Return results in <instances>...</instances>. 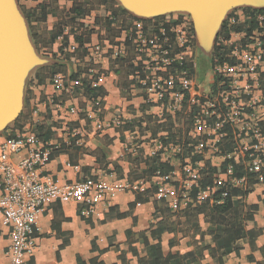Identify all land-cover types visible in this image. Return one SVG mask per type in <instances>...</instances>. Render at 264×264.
Wrapping results in <instances>:
<instances>
[{"label": "crops", "instance_id": "obj_1", "mask_svg": "<svg viewBox=\"0 0 264 264\" xmlns=\"http://www.w3.org/2000/svg\"><path fill=\"white\" fill-rule=\"evenodd\" d=\"M43 1L47 0H24V4L32 7ZM56 2L64 10L71 6V0ZM116 4L119 5L117 2ZM234 10L228 12L224 21ZM126 13L113 17L107 11L101 16L96 7L84 17L81 22L90 30L89 39L82 44L84 56L73 61L69 60V56L76 55L77 50L70 51V46L76 44L72 35H69V42L63 47V55L59 49L67 28L47 51H43L36 45L26 19L33 46L37 55L45 62L35 65L28 72L23 86V105L13 121L17 123L15 128L5 132L10 123L0 132V149L17 129L23 128L34 133L37 130L42 143L51 149L48 162L40 170L42 177L59 183H70L111 174L129 182H143L145 190L139 193H119L114 198L95 205L94 210L88 214L82 213L87 208L82 202H52L46 205L33 229L35 251L25 257L22 264H115L119 263V259H122L123 264H140V258L145 264V259L155 256L158 245L163 255L169 251L175 252L185 246L186 239L180 235L161 231L158 240L144 234L161 216L158 212L154 213L152 199H156L154 192L152 194L149 189L150 184L142 179H135L139 168L145 167L143 162L138 167L136 159L140 156L157 155L161 161L168 160L172 166L170 172L174 174L173 179L178 181L182 177L181 153L175 152L173 146L192 148L196 160L193 162L194 167L204 168L205 162L214 167L223 163L224 158L214 154L206 146L204 150H198V144L203 138L192 129L188 108L176 114H167L158 106L145 102V90L135 75L140 72V66L144 62H138L139 58L125 40V31L135 18ZM106 18L108 26L105 25ZM96 20L100 24H96ZM57 22L56 16L49 15L44 25L40 28L34 26V29L39 32L49 30ZM76 32L79 33V30ZM94 44L101 46L102 55L91 61L86 58V48ZM114 51L119 53L118 57L112 55ZM211 56L212 51L206 54L197 46L193 31L192 49L187 62L193 84L203 92L208 89L212 80ZM191 62L194 63L192 67ZM88 67H94L104 76L97 95L100 107L95 110L103 123L100 129L85 115L92 109V98L87 96L84 88L76 87L68 93L57 90L51 83L52 75L58 73L70 80L80 78L86 85L88 79L85 72ZM43 78L46 79L45 83H38V79ZM258 86L264 97V74L259 76ZM73 106L80 108L83 113L70 114L68 109ZM168 115L170 118H167ZM114 118L121 119L122 125L116 127L112 123ZM222 148H230V145L225 144ZM232 156L234 163L238 165L237 170L243 171L242 155L237 153ZM184 161L190 162V157H185ZM219 177L226 180L224 174H219ZM157 180L154 176V183ZM137 194L145 197L152 195V199L139 204L135 200ZM247 203L258 205L254 221L248 229L260 233L254 247L249 245L247 238L240 239L237 242L238 253H229L224 258V264H264V254L260 251V247L264 245V182H255ZM9 231V227L0 225V264H8L5 250L9 243ZM145 236L147 245L143 241ZM170 240L176 241L177 245L170 248ZM206 241L210 242L211 237H206Z\"/></svg>", "mask_w": 264, "mask_h": 264}, {"label": "built area", "instance_id": "obj_2", "mask_svg": "<svg viewBox=\"0 0 264 264\" xmlns=\"http://www.w3.org/2000/svg\"><path fill=\"white\" fill-rule=\"evenodd\" d=\"M242 9H235L225 20L228 37L222 44L226 52L222 60L213 63L212 80L205 92L193 84L187 62L193 41L187 15L170 14L173 16L157 23L135 19L125 31V40L139 58L138 62H144L140 66L141 73L135 75L145 90V102L158 106L167 114L188 108L191 127L203 138L198 150H204L206 146L223 157V162L233 160L232 154L240 153L247 173L252 174L256 182L263 183L264 97L258 82L259 76L264 74V10L247 12ZM76 48L77 45L72 44L70 51L74 52ZM101 55L99 44L87 46L88 60L98 59ZM112 55L118 57L119 53L114 51ZM193 65L191 62V67ZM85 76L88 79L86 85L80 78L70 80L58 73L52 75L51 83L57 90L70 93L76 87L97 89L104 81V76L94 67H88ZM90 105L92 109L85 115L100 129L103 123L95 112L100 107V98L93 97ZM68 112L73 115L83 113L74 106ZM112 123L119 127L122 120L114 118ZM225 144L230 145V151L222 152ZM183 147L172 148L181 153ZM50 151V147L30 130L16 132L1 146L0 225L10 228L5 250L8 264H22L24 258L35 251L33 229L46 205L82 202L87 207L82 213L88 214L95 205L119 193L145 190L143 182H129L111 174L70 183L42 177L40 170L48 162ZM194 165L190 162L181 165V176L184 177V190L181 191L171 183L173 172L162 175L157 172L155 199H168L173 209L186 206L188 190L197 183L198 172L202 169ZM232 172L233 167L228 164L224 173L226 180L242 186L244 179L233 177ZM216 180L222 181L219 176ZM208 195V188L197 192L199 201Z\"/></svg>", "mask_w": 264, "mask_h": 264}, {"label": "trees", "instance_id": "obj_3", "mask_svg": "<svg viewBox=\"0 0 264 264\" xmlns=\"http://www.w3.org/2000/svg\"><path fill=\"white\" fill-rule=\"evenodd\" d=\"M102 6L104 8H101ZM96 7L101 16L106 14L107 11H110L113 17L127 14L114 0H71V6L68 10L61 9L56 0H47L39 2L32 7L23 6L21 10L29 22L36 45H39V49H43V51H47L55 42L56 38L62 35L67 28V34L63 35L59 49L60 54L63 55V47L69 42V35H72L75 43L78 44L77 51L75 52L76 55L72 54V56H69V60L73 61L75 58L81 59L84 56L85 52L82 44L84 41H88L90 34V30L81 20L88 16ZM242 10L247 12L257 11L251 8H243ZM49 15H54L58 18V22L53 28L49 30L45 29L41 32L34 29V26L40 28L44 25ZM172 16L155 17L144 22L157 23ZM107 19L106 26L109 25ZM95 22L96 24H100L98 20ZM235 29L239 30V28ZM76 30H79V33ZM45 34L47 35L46 37ZM227 37L228 30L226 29V21H224L215 38L211 56L213 63L222 60L224 57L226 47H223L222 42ZM45 81V78L38 79V83H45ZM84 89L90 98L100 93L99 88L92 89L85 86ZM167 118H170V116L168 115ZM16 123L17 121L11 123L5 132L15 128ZM22 130L23 128L17 129L9 137ZM35 131L38 138L42 141L40 134L37 130ZM230 150V148H222V152H228ZM180 155V163L182 164L185 163V157H190V163L196 161L195 155L192 154V148L190 147L184 146ZM142 162L145 164V167L139 168L135 179L147 181L150 184L149 189L153 194L156 188L153 177L156 176L157 172L160 175L164 174V172H170L172 166L168 160L161 161L157 155L152 157L140 156L136 159L138 167H140L139 165ZM228 164H231L233 167V177L244 179L242 186L231 184L227 180H222L219 183L216 180V176L226 172ZM237 166L233 160L229 159L225 160L219 167H214L209 162H205V167L198 172L197 183L193 184L188 190L186 206H178L176 209H173L164 199L154 200L152 199V195L145 197L142 194H137L135 200L139 204L151 201L152 199L154 213L158 212L159 216H161V219L157 223L152 224L144 232L145 235L149 234L151 237L160 240L161 231H166L175 236L180 235L181 238L186 239L184 247L177 249L175 252L169 251L166 255L162 254L160 246L158 245L155 256L151 259H145V264H212L211 261H215V264H224V258L229 253H238L239 248L237 247V242L240 239L247 238L249 245L254 247V243L260 232L248 229V226L254 221V215L258 210V205L248 204L247 197L253 191V186L256 181L252 174L247 173L244 164L241 165L243 171H238ZM183 180L184 177H181L179 181L174 180L172 177L171 183L177 191L184 190L182 188ZM206 188L209 189L208 198L199 201L197 192L200 189ZM206 237H211V241L207 242ZM143 241L145 245L148 244L146 236ZM176 245V241H169L170 248ZM260 251L264 254V245L260 247ZM132 254L135 255L133 250ZM118 262L115 264H123L122 259H119ZM139 263L144 264V260L140 258Z\"/></svg>", "mask_w": 264, "mask_h": 264}, {"label": "water", "instance_id": "obj_4", "mask_svg": "<svg viewBox=\"0 0 264 264\" xmlns=\"http://www.w3.org/2000/svg\"><path fill=\"white\" fill-rule=\"evenodd\" d=\"M130 15L150 20L170 14L190 17L197 46L206 54L228 12L264 9V0H116ZM45 62L37 55L28 24L17 0H0V132L19 115L28 72Z\"/></svg>", "mask_w": 264, "mask_h": 264}, {"label": "rangeland", "instance_id": "obj_5", "mask_svg": "<svg viewBox=\"0 0 264 264\" xmlns=\"http://www.w3.org/2000/svg\"><path fill=\"white\" fill-rule=\"evenodd\" d=\"M24 3H25L24 0H17V4H18L19 8L25 6ZM20 10H21V9H20ZM23 15H24V14H23ZM134 18H135V17H134ZM135 19H137V18H135ZM139 20H142V19H139ZM143 21H145V20H143Z\"/></svg>", "mask_w": 264, "mask_h": 264}]
</instances>
